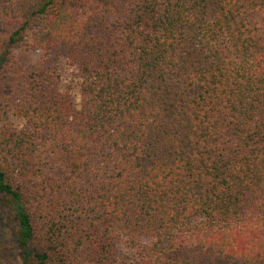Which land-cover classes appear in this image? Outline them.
Wrapping results in <instances>:
<instances>
[{
	"label": "trees",
	"instance_id": "16d2710c",
	"mask_svg": "<svg viewBox=\"0 0 264 264\" xmlns=\"http://www.w3.org/2000/svg\"><path fill=\"white\" fill-rule=\"evenodd\" d=\"M0 223L19 264H264V0H0Z\"/></svg>",
	"mask_w": 264,
	"mask_h": 264
},
{
	"label": "rangeland",
	"instance_id": "374dc122",
	"mask_svg": "<svg viewBox=\"0 0 264 264\" xmlns=\"http://www.w3.org/2000/svg\"><path fill=\"white\" fill-rule=\"evenodd\" d=\"M17 53L28 55L34 62H37L41 57V52H31L26 45L22 46ZM11 235L8 228L3 223H0V264H19L14 240ZM116 254L119 264H134L133 253L123 244L117 246Z\"/></svg>",
	"mask_w": 264,
	"mask_h": 264
}]
</instances>
